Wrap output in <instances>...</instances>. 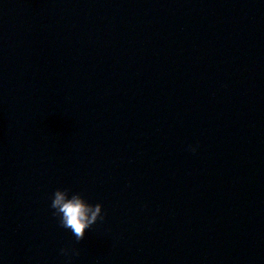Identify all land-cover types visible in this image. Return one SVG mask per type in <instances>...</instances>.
Wrapping results in <instances>:
<instances>
[{
    "label": "water",
    "instance_id": "water-1",
    "mask_svg": "<svg viewBox=\"0 0 264 264\" xmlns=\"http://www.w3.org/2000/svg\"><path fill=\"white\" fill-rule=\"evenodd\" d=\"M0 264H264V0H0Z\"/></svg>",
    "mask_w": 264,
    "mask_h": 264
},
{
    "label": "clouds",
    "instance_id": "clouds-1",
    "mask_svg": "<svg viewBox=\"0 0 264 264\" xmlns=\"http://www.w3.org/2000/svg\"><path fill=\"white\" fill-rule=\"evenodd\" d=\"M192 151H196L192 147ZM51 208L61 227L68 229L77 241L85 238L87 230L104 218V205L91 203L81 192L70 188H58L52 195ZM61 253L66 256L79 255L74 248H64Z\"/></svg>",
    "mask_w": 264,
    "mask_h": 264
}]
</instances>
